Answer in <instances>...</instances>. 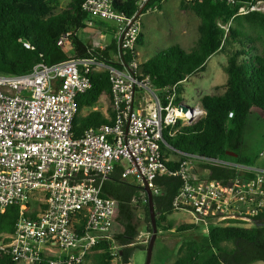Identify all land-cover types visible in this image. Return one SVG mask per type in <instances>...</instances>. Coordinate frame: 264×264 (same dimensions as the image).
<instances>
[{
  "label": "built area",
  "instance_id": "built-area-1",
  "mask_svg": "<svg viewBox=\"0 0 264 264\" xmlns=\"http://www.w3.org/2000/svg\"><path fill=\"white\" fill-rule=\"evenodd\" d=\"M116 1L85 0L82 10L90 18L87 27L94 19L116 24V59L121 66L97 56L69 55L53 65L38 63L26 74L0 75V220L12 205L22 206L27 215L17 220L14 234L1 236L0 252L11 253L17 263L80 264L98 243L114 244L118 202L101 193L115 166H123L125 181L156 193L157 177L167 172L163 148L171 149L166 134L173 137L179 126L191 127L206 115L186 104L183 94L176 93L177 85L159 94L142 73L137 53L141 15L118 11ZM136 1L143 9L151 0ZM251 11L264 13V1L241 7L239 14ZM23 46L32 49L29 42ZM128 56L131 60L124 64ZM91 72L109 74L113 99L111 104L105 97L101 102L111 105L114 117L108 115L110 124L75 138L77 99L90 88ZM200 165L256 175L224 185L199 174ZM177 175L182 187L174 208L188 212L206 234L210 225H230L233 218L250 221L264 207L263 168L186 154ZM33 201L38 203L34 217L28 206ZM240 209L245 211L235 218ZM81 217L85 221L80 227Z\"/></svg>",
  "mask_w": 264,
  "mask_h": 264
},
{
  "label": "trees",
  "instance_id": "trees-1",
  "mask_svg": "<svg viewBox=\"0 0 264 264\" xmlns=\"http://www.w3.org/2000/svg\"><path fill=\"white\" fill-rule=\"evenodd\" d=\"M85 0H73L68 9L57 12L61 0H0V75H21L32 71L38 63L53 65L69 58L97 56L114 67L122 63L114 61L118 54L116 40L102 49H93L80 37L86 29L89 16L83 12ZM166 0H151L140 9L136 0H117L115 8L132 16L142 15L150 8L160 9ZM264 0H182L181 8L194 13L199 19L198 38L191 50L173 45L160 51L154 58L139 59L144 75L159 94L177 85L176 93L184 91L182 85L190 76L205 69L208 59L218 52L229 51L225 72L226 90L222 95H205L200 99L206 115L191 127H180L173 136H165L171 149L164 147L163 163L167 172L156 179L157 192L153 194L158 215V234L172 231V225L163 226L165 215L175 211L173 202L182 187L177 175L180 162L186 154L202 158H220L235 163L254 166L251 158L242 156L244 135L252 112L264 122V13L251 11L239 14L241 7ZM69 33L62 46L59 40ZM29 42L27 50L23 42ZM143 43L141 34L137 46ZM131 56L124 59L128 64ZM91 86L77 99L78 114L73 124V135L80 138L91 128L110 124L108 115L114 117L112 107L107 114L100 111L83 110L96 108L103 97L112 102V84L107 72H91L88 75ZM232 114V116H230ZM236 154L233 156L231 154ZM175 155L177 159L171 160ZM202 174L208 180L231 185L237 179H253L254 173L237 169L200 165ZM123 166L116 165L102 187L101 196L118 202L117 222L122 232L113 236L114 244L98 243L93 249L95 264H131L135 250H145L137 244L139 235L135 223V206L143 204L146 222L151 223L147 195L143 188L125 181ZM38 203L31 202L32 217L36 216ZM40 206L43 207L42 204ZM255 220H262L259 226L245 227L233 221L230 225H210L201 239H186L177 251L172 264H255L264 262V207L259 208ZM25 214L20 205L10 206L1 216V236L15 233V224ZM26 215V214H25ZM30 215V214H29ZM27 216V215H26ZM85 219L81 217L80 227ZM201 230L197 225H184L178 233ZM152 233V229L148 226ZM118 247L115 251L113 247ZM116 254V255H114ZM88 257V256H87ZM171 255L158 256L156 264H166ZM0 264H18L9 252H0ZM42 264H48L46 262ZM83 264V263H80Z\"/></svg>",
  "mask_w": 264,
  "mask_h": 264
},
{
  "label": "rangeland",
  "instance_id": "rangeland-1",
  "mask_svg": "<svg viewBox=\"0 0 264 264\" xmlns=\"http://www.w3.org/2000/svg\"><path fill=\"white\" fill-rule=\"evenodd\" d=\"M181 1L166 0L160 9H153L151 12L141 15L140 22L143 43L137 48V53H139L138 57L141 61L154 58L160 51L173 45H179L187 51L193 48L198 38L200 19L194 13L183 10L181 8ZM72 2L73 0H61L60 8L57 12L59 13L68 9ZM78 35L93 49H102L111 43L112 39L116 40V24L94 19L92 25L80 31ZM229 55L230 52L228 50L214 54L208 59L203 71L195 73L181 83L184 89L182 93L183 97L190 108L203 111L200 103V99L203 96L222 95L225 92L227 82L225 68ZM113 60L117 61L116 57H113ZM106 106L107 104L104 100L94 109L83 110L82 115L90 111H100L107 114L109 107ZM262 152H264V122L258 118L255 112H252L244 135L241 154L242 156L251 158L256 168L264 169V153L261 155ZM175 159L177 157L172 155L171 160ZM198 173L202 174L200 167H198ZM33 202L37 203L36 201ZM135 208V223L139 231L136 241L137 244L143 245L145 250H135L132 255L131 264H146V250L151 237L148 226L151 228V223L146 222L143 204L137 203ZM243 209L237 210L235 218L241 211H245ZM233 221L239 222L245 227L259 226L262 223V220H255L254 218L250 219V221H242L234 218L229 220L230 223ZM191 224L196 225L193 217L188 212L175 210L171 214L165 215V221L162 222V225H172L173 230L157 234L151 264H156V258L158 256L163 257L167 255H171V257L166 264H172L176 259L178 249L186 239L196 238L199 240L206 235V228L204 227L201 230L194 229L185 233L177 232L179 227ZM121 232L122 227L115 220L112 234L114 236ZM83 264H95L93 254L88 255ZM113 264H117V261L114 260ZM255 264H264V262H257Z\"/></svg>",
  "mask_w": 264,
  "mask_h": 264
},
{
  "label": "water",
  "instance_id": "water-1",
  "mask_svg": "<svg viewBox=\"0 0 264 264\" xmlns=\"http://www.w3.org/2000/svg\"><path fill=\"white\" fill-rule=\"evenodd\" d=\"M231 155L236 156V154H233V153ZM144 192L147 195V200H148V205H149V217H150L151 228H152V233H151L149 245H148V248L146 250L147 251L146 264H151L152 257H153L154 244H155V241L157 239V234H158L157 214H156V210H155L152 191L146 186V187H144Z\"/></svg>",
  "mask_w": 264,
  "mask_h": 264
},
{
  "label": "crops",
  "instance_id": "crops-1",
  "mask_svg": "<svg viewBox=\"0 0 264 264\" xmlns=\"http://www.w3.org/2000/svg\"><path fill=\"white\" fill-rule=\"evenodd\" d=\"M107 46V45H106ZM138 55H139V53H138ZM116 57V56H115ZM140 59V58H139ZM117 60V59H116Z\"/></svg>",
  "mask_w": 264,
  "mask_h": 264
}]
</instances>
